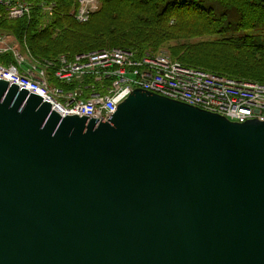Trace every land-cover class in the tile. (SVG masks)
<instances>
[{"label":"water","instance_id":"water-1","mask_svg":"<svg viewBox=\"0 0 264 264\" xmlns=\"http://www.w3.org/2000/svg\"><path fill=\"white\" fill-rule=\"evenodd\" d=\"M144 91L106 122L0 80V264H264V121Z\"/></svg>","mask_w":264,"mask_h":264},{"label":"trees","instance_id":"trees-1","mask_svg":"<svg viewBox=\"0 0 264 264\" xmlns=\"http://www.w3.org/2000/svg\"><path fill=\"white\" fill-rule=\"evenodd\" d=\"M99 1L81 23L72 15L78 0H0V35L13 38L24 59L19 65L14 49L8 50L0 64L22 71L56 68L64 56L72 61L101 50L142 54L165 47L184 65L264 84V0ZM20 4L28 13L9 18V8Z\"/></svg>","mask_w":264,"mask_h":264},{"label":"built area","instance_id":"built-area-1","mask_svg":"<svg viewBox=\"0 0 264 264\" xmlns=\"http://www.w3.org/2000/svg\"><path fill=\"white\" fill-rule=\"evenodd\" d=\"M96 3V0L82 1L80 21L88 20ZM11 13L17 18L23 15V10L13 9ZM3 72L12 83L39 95L55 110L59 105L63 107V115L80 114L104 121L115 114L133 91L143 89L219 113L232 122L264 121V84L187 67L164 54L146 53L138 57L131 51L114 49L78 55L72 62L62 58L55 78L75 84L73 92L51 88L43 70L25 75L12 66ZM228 95L238 99H230Z\"/></svg>","mask_w":264,"mask_h":264},{"label":"bare ground","instance_id":"bare-ground-1","mask_svg":"<svg viewBox=\"0 0 264 264\" xmlns=\"http://www.w3.org/2000/svg\"><path fill=\"white\" fill-rule=\"evenodd\" d=\"M10 18L13 19V20H14V19H17V18H15V17H10ZM119 50H121V49H119ZM125 51H131V52L135 53L138 57H141V56L145 55V53L140 54V53H138L137 51H132V50H125ZM17 57H18V58H21V56H19V55H17ZM7 68H9V67H6V66H3V65L0 64V80L7 81V82L9 83L10 86H13L14 83H12V82L9 80V78L7 77V75L3 72V71H5V70H7ZM44 69H45L46 74H49L50 72H52V75H54L55 72H56V70H57V68H44ZM149 75H150V76H153V75H154V72L150 71V72H149ZM50 87H51V86H50ZM51 88H52V87H51ZM19 89H20L21 91L23 90V88H19ZM26 90H27V89H26ZM29 92H30V93H33V92H31V91H29ZM64 92H66V91H64ZM33 94H34V93H33ZM155 94H156V95H159V96H162V97H165V98H168V97L163 96V95L158 94V93H155ZM36 95H37V94H36ZM228 98L233 99V100H237V99H238L237 96H230V95H228ZM168 99H170V98H168ZM43 102L45 103L46 101L43 100ZM123 103H124V102H123ZM180 103H181V102H180ZM121 104H122V103H121ZM183 104H186V105H189V106H192V107L198 108V109L200 108V107H198V106L191 105V104H188V103H183ZM52 110H55V109L53 108V106H52ZM56 110H58L59 112L63 113L64 108L61 107V106L59 105V107L56 108ZM117 110H118V108H117ZM201 110L208 111V112H211V113H214V114H217V115L223 116V117H225L228 121L232 122V120H229L226 116L221 115V114H219V113L212 112V111H209V110H206V109H203V108H201ZM73 115H78L80 118H83L84 116H86V115H80V114H64L63 117H66V116H73ZM87 117H88V116H87ZM109 119H110V118H109ZM109 119H106V120H104V121L107 122ZM232 123L244 124V123L239 122V121H235V122H232Z\"/></svg>","mask_w":264,"mask_h":264},{"label":"rangeland","instance_id":"rangeland-1","mask_svg":"<svg viewBox=\"0 0 264 264\" xmlns=\"http://www.w3.org/2000/svg\"><path fill=\"white\" fill-rule=\"evenodd\" d=\"M99 1V0H98ZM96 6H97V3L95 4ZM27 7V6H26ZM99 7H100V1H99V4H98V8H97V10L99 9ZM78 8H79V0H78V5H77V8L73 11V14L72 15H75V17H76V14H78ZM27 9H29L28 7H27ZM50 10H52L51 9V7H47V9H46V11H50ZM97 10H94V11H97ZM11 11H13L12 10V8L10 9V10H8V17L10 18V17H13V15H12V13H11ZM90 17H91V15H90ZM22 18V17H21ZM17 19H20V18H17ZM90 19V18H89ZM14 20H16V19H14ZM89 21V20H88ZM87 21V22H88ZM86 22V23H87ZM82 23V22H81ZM11 47H13V49H14V51H15V53L16 54H19V51H17V50H15V49H18L19 48V46H18V44L15 42V40L13 39V38H11V37H7L6 35H0V54H4L5 53V49H7V48H11ZM148 50H152L151 48L150 49H148ZM147 51V50H146ZM165 52L167 55H169V56H171L172 57V55H171V53H170V51L167 49V48H165V47H162V48H160V49H158V52H160V53H163V52ZM174 58V57H173ZM59 88H61L62 87V85L60 84V83H58V85H57Z\"/></svg>","mask_w":264,"mask_h":264}]
</instances>
